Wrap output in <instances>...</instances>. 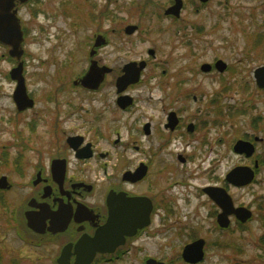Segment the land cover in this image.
Returning <instances> with one entry per match:
<instances>
[{
  "label": "rangeland",
  "instance_id": "374dc122",
  "mask_svg": "<svg viewBox=\"0 0 264 264\" xmlns=\"http://www.w3.org/2000/svg\"><path fill=\"white\" fill-rule=\"evenodd\" d=\"M92 1L98 3L96 11L102 9V20L97 23L92 22L93 15H88L95 10L90 9L86 0H34L22 7L20 26L25 35L21 45L23 76L26 92L34 98L33 109L30 110L31 107L25 113L17 112L12 100L15 82L10 80L9 71L17 62L8 59L9 47L0 43V54H6L5 59L0 58V161L15 162L20 151L23 152V161L35 157V153H30L32 150L50 151L47 140L52 106L54 114L58 110L60 115L70 119L69 125L74 130L85 132L91 140L104 138L112 141L116 138L113 132L117 127H121L120 136L125 137L131 121L113 105L116 98L114 81L125 63L144 60L147 67L142 72L143 82L126 93L146 99L144 103H150L148 113L154 117H161L163 109L166 112L169 108L183 107L186 108L182 112L185 117L210 120L213 125L209 131L202 128L190 147L181 144L178 133L174 134L175 137L172 135L171 150L185 147L186 154L194 155L186 167L179 166L166 153L168 174L160 177L158 170L151 171V192L160 193L166 203V210L162 213L166 218L165 225L173 227L170 230L159 227V217H155L151 231L158 234L148 241L146 247L154 253L164 243L167 247L165 259H168L190 238L200 236L209 242L205 247L206 257L200 264H264V252L259 249V246L264 247V209H254L257 210L254 220L243 229L232 226L223 239L218 237L221 243L228 244L227 249L218 250L213 243L217 236L207 217L211 204L198 190L208 181H216L215 170H211L210 164L216 158L217 147L222 145L217 144V140L223 137V131L226 132V144L230 146L238 139L261 137L257 157H264V91H257L251 76L252 69L264 65V0H246L245 5L229 10L219 8L217 4L212 8L211 5L197 14L196 21L192 19L202 25L203 31L196 32L188 26L179 35L170 32L178 23L169 25L157 17L154 10L144 9L143 0H119L116 4ZM109 9L112 12L105 16L104 11ZM143 12L148 14L147 17H142ZM187 17L191 22V10ZM129 24L137 25L141 31L125 36L122 29ZM96 32L102 33L109 42L94 59L113 71L105 77L99 92L90 93L73 88L72 81L87 70L89 39ZM147 49L155 51L154 58L147 56ZM216 60L224 61L229 70L224 74L200 73L202 63L212 64ZM162 69L167 71L165 75L161 74ZM50 92L54 104L49 103ZM192 96L198 99L196 103L192 102ZM187 97L188 100L182 102ZM105 105L113 108V116L105 114L101 127L94 126L90 123L93 120L90 113L101 111ZM206 112L210 115L206 116ZM200 139L201 143L202 140L214 141V148L209 150V146H202L206 143L201 144ZM99 148L112 153L111 164L116 162L117 147L103 141ZM205 156V162L199 166ZM239 162L240 159L230 151L220 164V174ZM156 164L159 165L160 161ZM192 174L196 177H191ZM258 179L257 185L234 191L235 200L261 206L264 172L261 171ZM175 180L185 184L191 182L192 186L178 184L170 189L169 184ZM195 186L198 188L194 189ZM18 198L19 193L15 192L14 199ZM16 240L11 231L0 229L4 264H9L10 257L17 253L25 255L22 264L33 260L37 264H51L48 257L58 253L55 248L30 252ZM230 252L237 254L230 255ZM226 253L228 256L224 258ZM258 256L262 257L259 261Z\"/></svg>",
  "mask_w": 264,
  "mask_h": 264
},
{
  "label": "flooded vegetation",
  "instance_id": "af4514ba",
  "mask_svg": "<svg viewBox=\"0 0 264 264\" xmlns=\"http://www.w3.org/2000/svg\"><path fill=\"white\" fill-rule=\"evenodd\" d=\"M31 1L34 0H27L25 3L14 2L15 15L19 24L22 7ZM86 1L90 4V9L95 10V13H88L89 16H94L92 22L97 23L102 20V9L96 11L97 1L96 3L92 0ZM103 1L105 4L119 2V0ZM143 1H145L144 9L154 10V14L168 22L169 25L178 23L171 31L169 30L178 35L188 26H191L196 32L203 31L202 25L192 22V19L195 18L196 21L197 14L209 9L211 5L212 8L217 4L219 8L229 10L231 7L237 9L246 3V0ZM233 1L235 2L233 3ZM100 2L102 3V0ZM189 10L192 14L191 22L187 17ZM110 12H112L110 9L105 10L104 15L108 16ZM147 15L146 12L142 13L144 18ZM128 26L134 27L130 34L125 32ZM138 31L140 32L141 29L132 24L126 25L122 29L125 36H132ZM89 41V65L83 75L72 81V87L97 93L105 77L113 71L106 65H99L98 61L94 59L99 56L101 48L108 45L109 40L102 33L96 32ZM96 43L98 46L95 45ZM149 51H153V54H150ZM146 53L150 58L155 56L153 49H147ZM5 57V53L0 54V58L5 59ZM92 61H95L98 67H106L110 70L105 73L103 81L95 90L84 88L79 84L80 78L87 73ZM216 61L212 64L202 63L199 67L200 73L204 75L212 72L224 74L229 70V66L224 61V69L216 68ZM145 63L144 69L147 67V62L145 61ZM204 64L210 65L207 70L201 68ZM263 66L255 67L251 72L257 91H264V86L258 85L254 72ZM122 68L114 81L116 98L113 105L119 113L126 114L127 120L131 121L128 124L127 135L122 138L120 136L121 127H117L113 132L116 138L112 141L104 138L91 140L86 137L85 132L74 130L69 125L70 119L65 115H60L58 110L54 114L53 106L50 107L47 140V148L50 151L32 150L30 153H35V157L32 160L28 157L26 161H23V152L20 151L18 152L19 156H16L17 161L10 163L0 161V166H2L0 167V229L3 232L11 231L13 237L17 239L16 241L30 252L48 251L50 248L57 249L56 256L48 257L51 264H83L87 261L88 264H147L152 260L163 264L177 262L199 264V262L187 261L183 252L186 246L195 240L203 239L200 236L190 238L188 243L181 246L179 251L168 259H165L167 247L164 243L154 253L146 247L148 241L158 234V232L151 231L155 217H159V227L162 226L166 230L173 227L165 225L166 218L162 213L166 210V203L161 199L160 193L151 192L150 175L153 169L158 170L160 177L164 173L168 174L165 166L166 153L172 156L173 161L182 168L186 167L190 159L194 157L192 154L185 153V147L175 150L176 152L171 150L169 144L172 135L175 137L174 134L178 133L182 138L180 139L181 144L190 147L191 143L195 141L194 136L202 128L209 131L213 125L210 120L185 117L182 112L186 108L183 107L169 108L166 112L163 109L161 117H154L153 114L148 113L150 103H144L147 101L146 99L135 98L126 93L143 82L142 72L144 69L137 82L129 84L122 92H118L116 80L122 75ZM166 73L165 69L161 70V74L165 75ZM51 95L50 92L49 103L54 104ZM121 96H128V98L121 101L120 104L119 97ZM32 99L34 100V98ZM191 99L194 103L198 101L195 96H192ZM187 100L188 97L183 98L182 102ZM32 109L33 107L30 110ZM16 111L25 113L29 109L18 111L16 108ZM206 113V116L210 115L209 112ZM90 114L93 117L90 123L99 127L105 114L113 116V108L110 105H105L101 111L96 113L93 111ZM224 132L222 138L218 137L217 144L222 145L217 147L216 158L210 164L211 170H215L213 174L216 181H208L198 189L205 201L211 204L207 217L211 220L212 232L216 233L217 237L213 243L218 250L228 248V244L223 240L221 243L218 237L223 239L225 233L230 231L232 226L243 229L244 225L254 220L257 212L254 209L257 207L264 209V196L260 199L261 206H257V203L237 202L234 198V191L244 190L259 183L258 176L261 171L264 172V157H257V145L263 139L258 136H254L252 140L238 139L230 146V144H226V132ZM55 133L57 134L55 135ZM103 141L109 146L112 145L119 149V152H116V162L111 164L112 153L99 148V144ZM238 142L243 143L242 150L237 149ZM202 143H206L202 146H209V150L214 148V141L210 143L209 140H202ZM202 146L201 148H203ZM221 150L222 153H220ZM230 151L240 159V162L220 174V164ZM3 158L4 156H1V159ZM205 159L206 156L199 166H202ZM157 161H160L159 165L156 164ZM109 168L110 171H108ZM118 169L120 170L118 171ZM195 174H192L191 177H194ZM212 178H214L213 175ZM158 179L160 178L158 177ZM178 184L192 186L191 182L185 184L183 181L175 180L169 184L170 189ZM197 188L194 187V189ZM15 192L19 193L18 199H14ZM153 233L155 234L153 235ZM208 243L204 240L202 244L204 259L206 257L205 247ZM2 249L0 250V264H4L5 259V251ZM259 249L264 252V247L259 246ZM232 254L237 253L230 252V255ZM45 255L47 258L48 254L45 253ZM23 256L25 257L20 253L11 256L9 264H22ZM226 256H228L227 253L224 254V258ZM260 259L262 257L258 256L257 260ZM37 263L33 260L28 264Z\"/></svg>",
  "mask_w": 264,
  "mask_h": 264
},
{
  "label": "water",
  "instance_id": "95a60500",
  "mask_svg": "<svg viewBox=\"0 0 264 264\" xmlns=\"http://www.w3.org/2000/svg\"><path fill=\"white\" fill-rule=\"evenodd\" d=\"M20 1L25 3L27 0H0V43L10 47L9 55L15 58L18 63L16 67L12 68L9 72L11 80L15 82V89L12 95V99L18 111L31 108L33 106V100L30 99L26 92L25 80L23 76V62L20 60L23 54L21 44L23 42V33L16 17L14 2ZM168 12H171L168 10ZM134 30L133 26H128L125 29L127 34L132 33ZM98 46V43L95 44ZM153 54V51H149ZM145 61L140 62H129L122 68V75L116 80V88L118 92H122L129 84L135 83L139 80L140 72L144 69ZM210 65L204 64L201 66L202 69L207 70ZM216 68L222 70L225 68V64L222 61H217L215 64ZM110 70L106 67H98L95 61L91 62V65L87 73L80 78L79 84L87 89L95 90L98 88L100 83L103 81L105 73ZM256 82L259 86H264V66L259 67L254 72ZM75 84H78L75 82ZM128 96L119 97V103L125 101ZM126 104V103H125ZM124 105V104H123ZM237 149L242 150L243 143H237ZM235 172V171H234ZM242 172V170H241ZM202 240H197L192 244L186 246L183 252V256L187 261L198 262L202 258ZM88 264V261L83 263ZM147 264H161L155 261L147 262Z\"/></svg>",
  "mask_w": 264,
  "mask_h": 264
},
{
  "label": "trees",
  "instance_id": "16d2710c",
  "mask_svg": "<svg viewBox=\"0 0 264 264\" xmlns=\"http://www.w3.org/2000/svg\"><path fill=\"white\" fill-rule=\"evenodd\" d=\"M9 59V58H8ZM10 60V59H9Z\"/></svg>",
  "mask_w": 264,
  "mask_h": 264
}]
</instances>
